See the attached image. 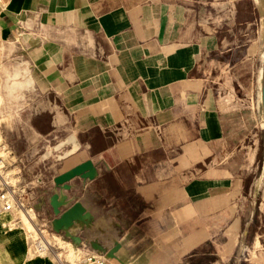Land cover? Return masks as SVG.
<instances>
[{
  "label": "crops",
  "instance_id": "crops-1",
  "mask_svg": "<svg viewBox=\"0 0 264 264\" xmlns=\"http://www.w3.org/2000/svg\"><path fill=\"white\" fill-rule=\"evenodd\" d=\"M263 24L262 0H0L41 224L101 264H264ZM25 213L0 209V264H57Z\"/></svg>",
  "mask_w": 264,
  "mask_h": 264
},
{
  "label": "rangeland",
  "instance_id": "rangeland-1",
  "mask_svg": "<svg viewBox=\"0 0 264 264\" xmlns=\"http://www.w3.org/2000/svg\"><path fill=\"white\" fill-rule=\"evenodd\" d=\"M257 2L261 4V0H257ZM261 32L264 36V24L261 28ZM36 102L38 103L40 100L34 95L32 89L27 83L26 68L22 70L16 57H13L10 50L2 47L0 44V162L2 163L0 164V174L1 176L7 175L8 186L19 195V198L24 204L28 203V199L26 197V191L22 187V181L26 177L22 176V174L24 169L27 172H32L31 167L27 168L28 164L30 166L32 165V162L30 161L33 157L32 150H29V162L21 160V156L24 152L27 153V150L32 147L30 140L33 138L34 133L31 128H27V125L22 124V122L19 123L18 108L21 109L24 105L27 106L28 104L31 106ZM29 110L32 109L29 108ZM31 116L32 113H30V116L28 117L30 118ZM249 140L250 137H247L243 145H240L239 147L243 149L244 153H246L248 149ZM249 147H251V145H249ZM55 149L57 150L59 147H56ZM64 152L65 150L61 153H58L57 151V154L62 158V156H65L66 154ZM47 153H49V150ZM2 181L3 180L0 179V188L3 187L2 184L4 182ZM261 201L264 204V192L261 194ZM27 206L29 205L27 204ZM30 212L34 215L33 227L36 230L37 235L34 232L32 225L26 220L25 216L23 215L21 218L23 219L22 221H25L23 223L28 228L27 231L29 236H26V238L30 243V252L35 253L36 255L38 254V250L35 251L33 248V243L35 242V239L40 240L41 238L44 242L45 240H48L50 245H48V248L43 253L38 255L43 256L47 254L52 257L57 264H74L68 260L69 245L65 243H69L78 254L76 260L78 261V259H82L84 252L79 249L77 246L78 244L72 242L75 238L74 240H71L69 236H62L60 234L62 231L60 227L63 228V225L60 227L57 226V232L55 230H50L45 225L41 224L42 222L38 219L33 209L29 211V213L27 212L28 217L31 216ZM19 213L20 210L15 209L14 215L16 217ZM56 224L59 225L60 223L57 222ZM260 230L261 232H264V227H261ZM56 237L60 238L65 243L60 245L58 243L59 239ZM51 239L54 240L51 241ZM77 261L75 263H77Z\"/></svg>",
  "mask_w": 264,
  "mask_h": 264
},
{
  "label": "built area",
  "instance_id": "built-area-1",
  "mask_svg": "<svg viewBox=\"0 0 264 264\" xmlns=\"http://www.w3.org/2000/svg\"><path fill=\"white\" fill-rule=\"evenodd\" d=\"M2 188H0V209L5 212H14L15 209H19L20 211L28 212L31 211L32 208L24 204L23 201L19 198V195L8 186L7 184H2ZM17 221V219L15 220ZM44 242V241H43ZM34 250H43V244L41 239H35L33 243ZM88 254L84 253L82 259L79 260V264H99L100 262L95 260L94 257H87ZM75 264V263H74ZM101 264V263H100Z\"/></svg>",
  "mask_w": 264,
  "mask_h": 264
},
{
  "label": "bare ground",
  "instance_id": "bare-ground-1",
  "mask_svg": "<svg viewBox=\"0 0 264 264\" xmlns=\"http://www.w3.org/2000/svg\"><path fill=\"white\" fill-rule=\"evenodd\" d=\"M70 140H73V137H70L69 139H68V141H70ZM0 164H2L1 162H0ZM83 166H85V165H82V166H80L79 168H76V169H73V170H70L69 172H67L65 175H63V176H61L59 179H64V178H66V177H68L69 175H71L72 173H74V172H76V170H82L83 169ZM2 167V166H1ZM0 179H2L3 181L2 182H4L5 184H7V175H2L1 176V174H0ZM3 183V184H4ZM2 184V183H1ZM26 214V213H25ZM22 217V216H21ZM29 218L30 219H32V214H31V216H29ZM23 220V219H22ZM33 220V219H32ZM31 220V221H32ZM23 222H25V221H23ZM27 223V222H26ZM28 225V224H27ZM31 225V224H30ZM29 227H31V226H29ZM27 228V227H26ZM28 229V228H27ZM29 229H31V228H29ZM41 239V238H40ZM44 240L42 239L41 240V242H42V244H43V250H38V254H41V253H43L47 248H48V245H50V243H49V241L48 240H45V242H43ZM58 243L61 245L62 243H64V242H62V241H59L58 240ZM66 244V243H65ZM69 245V252H68V260H69V262H73V263H75L77 260V258H78V254L74 251L75 249L73 248V247H71L70 246V244H68ZM71 248H73V249H71ZM37 254V255H38Z\"/></svg>",
  "mask_w": 264,
  "mask_h": 264
},
{
  "label": "water",
  "instance_id": "water-1",
  "mask_svg": "<svg viewBox=\"0 0 264 264\" xmlns=\"http://www.w3.org/2000/svg\"><path fill=\"white\" fill-rule=\"evenodd\" d=\"M262 1L264 4V0H262ZM261 105H262V112H263V116H264V52H263V66H262ZM77 171H79V170H76V172ZM74 173H72V174H74ZM59 180H62V179H59Z\"/></svg>",
  "mask_w": 264,
  "mask_h": 264
}]
</instances>
